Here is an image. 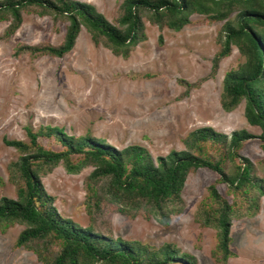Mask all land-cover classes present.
I'll use <instances>...</instances> for the list:
<instances>
[{
	"label": "rangeland",
	"instance_id": "rangeland-1",
	"mask_svg": "<svg viewBox=\"0 0 264 264\" xmlns=\"http://www.w3.org/2000/svg\"><path fill=\"white\" fill-rule=\"evenodd\" d=\"M76 1L93 6L117 25L125 0ZM238 14L236 7L228 18L215 22H208L205 15L191 14L190 24L176 31L159 27L150 13L141 11L138 43L129 49L127 58L101 42L96 44L85 27L74 48L62 58L15 55L18 46H59L69 22L23 12L20 27L7 35L12 19L0 21V199L17 198L10 168L21 158L5 141L29 142L28 128L37 131L47 126L63 128L75 137L90 134L117 150L140 145L154 160L173 150H185V138L201 127H211L227 137L245 130L254 137L243 142L239 158L228 162L225 171L233 174L240 158H247L254 175L264 180V151L258 137L261 129L246 120L245 100L232 112L222 108L224 77L247 57L233 44L231 55L223 58L213 73V59L224 39L226 23L235 25ZM182 81L192 85L187 94ZM39 142L46 149H63L53 136L41 137ZM78 159L74 156L75 162ZM93 170L94 166L87 165L70 174L61 163L40 175L57 211L82 228L93 224L112 238L156 249L171 244L178 254L192 256L194 264H264V187L262 193L252 189L248 195V199L254 197V208L241 206L243 214L232 217L229 248L233 255L222 263L215 257L217 228L204 227L199 221L201 203L208 197L210 185L220 178L217 172L200 168L189 173L180 212L172 211L178 207L167 208L160 221L153 215L130 218L106 202L90 218L85 184ZM104 185V181L95 184L100 193ZM217 189L229 203L237 200L227 184L220 183ZM25 228L20 223L5 231L0 228V264H42L33 250L15 247ZM182 260L164 264H182Z\"/></svg>",
	"mask_w": 264,
	"mask_h": 264
},
{
	"label": "trees",
	"instance_id": "trees-1",
	"mask_svg": "<svg viewBox=\"0 0 264 264\" xmlns=\"http://www.w3.org/2000/svg\"><path fill=\"white\" fill-rule=\"evenodd\" d=\"M236 7L239 9L236 24L226 23L224 39L213 59V73L220 61L231 55L233 44L247 57L244 64L229 70L224 77L222 108L232 112L245 100L246 120L261 129L258 137L264 151V0H125L117 25L108 22L93 6L76 0H0V21L12 19L7 35L20 27L23 12L69 22L59 46H18L15 55L62 58L74 48L81 28L85 27L96 44L101 42L127 58L129 49L138 43L141 11L150 13L152 22L159 27L180 31L190 24L191 14H202L208 22H215L228 18ZM184 83L187 94L192 85ZM27 134L29 142L5 141L20 152L21 158L10 168L17 198L0 199V228L5 231L14 223L26 226L15 247L33 250L42 264H164L180 259L182 264H194L192 256L178 254L171 244L156 249L137 241L112 238L93 224L82 228L61 215L53 205L54 198L46 193L40 181L41 173L61 163L70 174L80 172L84 166H94L85 184V205L90 218L106 202L130 218L153 215L162 221L165 209L178 207L172 211L180 212L189 173L200 168L217 172L220 178L210 185L208 197L201 203L199 221L204 227L217 228L219 243L215 257L222 263L233 255L229 248L232 217L243 214L241 206L254 208V197L248 199V195L252 189L262 193L264 187V180L254 175L247 158H240L233 174L225 171L228 162L235 163L239 158L243 142L254 137L245 130L227 137L211 127L195 129L184 140L185 150H173L156 160L143 146L133 144L117 150L90 134L75 137L59 127L47 126L37 131L28 128ZM52 136L60 142L62 150L46 149L39 142L41 137ZM74 156L79 158L76 162ZM100 181L105 182L103 193L95 186ZM220 183L228 185L236 201L229 203L219 193ZM159 215L162 216L158 218Z\"/></svg>",
	"mask_w": 264,
	"mask_h": 264
}]
</instances>
